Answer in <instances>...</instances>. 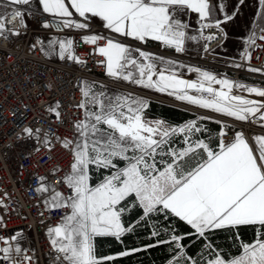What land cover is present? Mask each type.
<instances>
[{
    "label": "snow or ice",
    "instance_id": "1",
    "mask_svg": "<svg viewBox=\"0 0 264 264\" xmlns=\"http://www.w3.org/2000/svg\"><path fill=\"white\" fill-rule=\"evenodd\" d=\"M30 3L31 0H7L5 6ZM37 3L54 22L81 33L82 43L92 46L91 54L102 58L99 63L108 77L167 93L235 121L258 123L264 128V99L236 94L238 90L264 98V87L218 79L209 71L191 66H187V71L196 72L198 78L184 79L180 69L185 65L139 46L154 41L166 49L184 53L189 40H214L215 35H205L204 30H221L220 25L233 18L224 12L222 3L218 8L224 17L214 21L217 5L212 0H37ZM260 3L264 6V0ZM191 13L198 17V35H189V24L184 18ZM10 15L25 26V13L20 7L0 13V37L5 39L20 34L9 26ZM92 18H99L109 33L123 39L88 34ZM42 27L47 29L50 25L46 22ZM260 30L264 32V27ZM260 39L264 40V35ZM129 40L137 43L130 44ZM254 42L255 37L250 36L247 43ZM41 45L45 55L55 53L60 60L87 64L76 55L73 39L53 37L46 47L42 41ZM207 50L205 45L204 51ZM244 56L251 59L247 50ZM248 70L264 71L251 67ZM78 88L82 99L76 108L82 110L83 118L73 123L71 140L57 137L54 141L51 132L32 126L22 129L23 137L42 143L49 151L60 143L71 155L68 172L58 178L66 194L52 185L47 176L37 178L35 189L48 211L67 209L59 223L47 231L50 245L58 253L54 264H107L118 259L98 255L96 238L119 240L132 231V226H126L123 220L130 206L141 209L145 219L154 214L164 218L174 216L199 237L207 238L218 229L236 232L239 254L228 257L209 243L207 264H264V135L253 137L250 142L242 130L232 129L231 138L225 140L228 131L222 125L213 145L201 138L207 129L195 121L174 127L163 120L147 119L148 105L142 98L112 94L96 82L83 81ZM47 111L52 120L64 123L60 101ZM52 175L55 177L56 172ZM4 207V198H0V208ZM241 227L253 229L252 241H243L239 235ZM19 235L0 237L3 245L0 264H30L33 260L27 255L28 249L18 243ZM181 239L179 235L171 236L184 256ZM129 254L124 251L119 256Z\"/></svg>",
    "mask_w": 264,
    "mask_h": 264
},
{
    "label": "built area",
    "instance_id": "2",
    "mask_svg": "<svg viewBox=\"0 0 264 264\" xmlns=\"http://www.w3.org/2000/svg\"><path fill=\"white\" fill-rule=\"evenodd\" d=\"M11 11L13 9L8 12ZM8 21L12 30L20 34L9 35L7 39L0 37V198H4L6 205L0 208V218L3 220L0 237L10 238L19 233L18 243L23 244L24 249H28L27 255L33 257L30 264H54L58 253L53 251L47 231L59 223L67 209L48 211L43 205V197L35 189L38 187L37 178L47 176L52 185L66 194L67 190L61 187L58 178L68 172L71 155L60 143L49 151L42 143L23 137L22 129L32 126L51 132L54 141L57 137L71 140L73 123L83 118L82 110L76 108L82 99L78 88L81 82H96L131 92H135L136 88L128 82L108 77L99 63L102 58L91 54L92 46L82 43L81 33L63 28L48 14L31 12L29 23L24 20L25 26L14 15L8 16ZM46 22L50 25L47 29L42 27ZM220 29L204 30L205 35L212 34L216 38L212 41L203 39L198 61L200 65L221 73H231L233 82L264 87V71L248 70L249 67L264 70V40L260 39L264 32L261 28L256 32L255 42L246 49L250 53V60L244 56L246 50L237 57L219 55L218 51L226 41L225 29L221 25ZM88 34L123 39L91 22ZM48 37L73 39L76 42V55L86 60L87 64L49 59L41 51V41L46 46L45 39ZM205 45L208 46L207 51H204ZM162 50L163 46L160 48ZM236 94L264 99L238 90ZM158 98L169 104L180 103L175 96ZM56 101L62 105V125L52 120L47 111ZM203 114L215 118L220 129L222 125L226 126L228 136L225 140L231 138L232 129L242 130L250 142L253 137L264 135V128L258 123L235 121L212 111H203ZM54 171L55 177L52 175ZM0 247L3 245L0 244Z\"/></svg>",
    "mask_w": 264,
    "mask_h": 264
},
{
    "label": "trees",
    "instance_id": "3",
    "mask_svg": "<svg viewBox=\"0 0 264 264\" xmlns=\"http://www.w3.org/2000/svg\"><path fill=\"white\" fill-rule=\"evenodd\" d=\"M146 114L153 118H161L171 124H181L194 116L183 113L172 107L150 103ZM204 128L207 129L201 138L218 139L220 125L210 123ZM200 135V134H199ZM123 220L126 226H132V231L125 233L119 240L115 237L96 238L98 255L118 256V259L107 262V264H173L171 260L181 251L171 241L172 235L182 237L184 264H190V259L198 264H205V251L208 244L219 250L222 254L231 257L240 252V240L235 239L236 232L228 229H218L209 233L207 238L199 237L186 223L174 216L164 218L162 215H152L145 219L142 210L131 207L125 212ZM153 232L158 235L153 236ZM239 235L244 242H250L254 238V231L251 227H241ZM149 245H152L149 247ZM128 251L127 256H119V253Z\"/></svg>",
    "mask_w": 264,
    "mask_h": 264
},
{
    "label": "crops",
    "instance_id": "4",
    "mask_svg": "<svg viewBox=\"0 0 264 264\" xmlns=\"http://www.w3.org/2000/svg\"><path fill=\"white\" fill-rule=\"evenodd\" d=\"M257 1L258 0H212V3L214 5H217V10L212 18L213 21L217 19L222 20L224 17V13L220 12L218 8V5L220 3L224 5V12H226L228 15H231L233 17L232 19L228 20L226 23L221 24V26L225 29L226 32V42L221 47V50H223L225 53H228L229 54L228 56L237 57L241 51L250 48L253 43L252 44L247 43L248 38L250 36L255 37L258 28L264 27L262 26L264 25V14L263 15H261L262 13L258 14L257 10L251 6L255 4ZM6 4H7V0H0V13L8 12L14 9L15 7H20L25 13L24 20L26 23H29V15L31 12L43 13L42 6L38 5L37 0H31L30 5H23V6H13V5L5 6ZM184 19L189 24V35H198V32L196 31L199 28V24L197 23V19H198L197 15L191 13ZM90 22L103 27V22L100 21L99 18H92ZM59 38H65V37H59ZM51 39H52L51 37L45 39L46 46L48 45ZM66 39H70V38H66ZM128 43L135 45L137 42H133L129 40ZM202 44H203V39H200L198 42L189 40L186 42L185 45L186 51L184 53H176L174 50L166 49L164 47L163 50L160 51L161 45H159L158 42H154V41H151L146 45H139V46L142 49L152 52L157 56H161L166 59H172L185 65L186 66L185 68L180 69L182 78L188 80H196V78L193 77V72L187 71V66H191L193 68L194 67L206 68L200 65V63L198 62ZM46 56L51 60L59 59V56L55 53L48 54ZM142 89L146 92L147 91L154 92L162 97L173 96L167 93H161L151 89H145V88ZM202 111H210V110L202 109ZM203 139H206L208 142L210 140V138H203ZM20 246L24 248L23 244H20Z\"/></svg>",
    "mask_w": 264,
    "mask_h": 264
},
{
    "label": "rangeland",
    "instance_id": "5",
    "mask_svg": "<svg viewBox=\"0 0 264 264\" xmlns=\"http://www.w3.org/2000/svg\"><path fill=\"white\" fill-rule=\"evenodd\" d=\"M251 6L254 9L257 10L258 14H261V13H262L261 15L264 14V6L261 5L260 0H258L255 4H253ZM262 26H264V25H262ZM260 28H258V30ZM57 51H58V49H56V52ZM218 53H219V55H222V56H225V57H230V56H228L229 54L225 53L223 50H221V48L219 49ZM194 68H197V67H194ZM199 69L209 71L213 75H216L218 79L226 78V79H229L230 81H232V74L231 73H221L220 71H218L216 69L203 68V67H201ZM193 77L196 78V79L198 78L196 72H193ZM98 85H103L104 88L106 90H108L112 94H118V93L131 94L134 97L142 98L144 101H146V103L148 105L147 109L150 107V103H157L159 105H166L168 107H172L174 109L182 111L183 113H186V114L194 116V118L189 119V120H187V121H185V122H183L181 124H171V123L165 121L164 119L150 117L145 112L146 118L150 119V120H163L166 123H168V124H170V125H172L174 127L175 126H184L185 124L193 122V121L197 122L202 128H204L206 125H210V123H217L218 124V122H217V120L215 118H212V117H209V116L203 114L202 108H199V107H197L195 105H191V104H189V103H187L185 101H181V100H178L180 102L179 104H169L167 102H164V101L160 100L158 97H161V96L157 95L156 93L148 92V91L146 92L141 87H138V86H136L134 84H132V85H134L135 88H136L135 92L114 88V87L108 86L106 84H98ZM216 87H219V86L217 85ZM147 109H146V111H147ZM213 113H215V112H213ZM215 114H218V113H215ZM197 135H199V134H197ZM177 139H179V138H177ZM209 142L214 144L215 143V138H211L209 140ZM177 146H179V145H177ZM204 253H205V259L208 260L210 258L209 257V250L206 249V251ZM185 261H186V258L184 256H181L180 252H179L177 254V256L174 257L171 260V263L177 264V262H178V264H184ZM192 261H194V260L190 259V264H192ZM205 264H207V262Z\"/></svg>",
    "mask_w": 264,
    "mask_h": 264
}]
</instances>
